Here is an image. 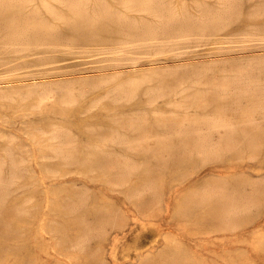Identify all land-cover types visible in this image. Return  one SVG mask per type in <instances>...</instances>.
Masks as SVG:
<instances>
[{
	"label": "rangeland",
	"instance_id": "374dc122",
	"mask_svg": "<svg viewBox=\"0 0 264 264\" xmlns=\"http://www.w3.org/2000/svg\"><path fill=\"white\" fill-rule=\"evenodd\" d=\"M11 1L0 0V264H264V0H159L181 17H227L216 35L189 28L160 41L143 34L155 15L123 0H86L81 19L56 0ZM234 67L260 79L226 93L201 84V105L186 106L192 79L221 81ZM153 71L130 103L106 93ZM159 85L169 94L152 101L148 90ZM191 116L247 133L192 138ZM117 129L138 144L109 141ZM204 143L215 151L203 153Z\"/></svg>",
	"mask_w": 264,
	"mask_h": 264
},
{
	"label": "bare ground",
	"instance_id": "6f19581e",
	"mask_svg": "<svg viewBox=\"0 0 264 264\" xmlns=\"http://www.w3.org/2000/svg\"><path fill=\"white\" fill-rule=\"evenodd\" d=\"M26 1L27 0H18V1H16V0H12L11 2H14L15 3V5H16V3H19L18 5H20V3L22 4V3H25L26 4ZM52 1V0H51ZM56 1H58V3H60V4H63V5H65L66 7L67 6H69L70 8H72L71 9V11L72 10H74L75 12H77V14H81V11L84 9V5H85V3H86V0H56ZM162 1V0H161ZM161 1H159V0H123L122 1V5H123V7H125L126 8V10L128 9V11H131V10H135L136 11V13H137V11L138 12H147V14L150 12L151 14L153 13L154 15H155V19H154V22L152 23H147V24H151L150 25V27H147V29H145L144 31H143V34L145 35V38L146 39H149V40H153V39H159V41H160V39L161 40H163L164 38H169V36H171L172 35V33H177V32H183V33H185L186 34V32L187 31H189V28H191L192 30L193 29H196V30H198V31H200L201 32V34H206L207 36H209V35H216L217 34V32L221 29V28H223L224 27V25L227 23V21H225L226 20V15H224L225 17V19H223V18H221L222 17V15L220 16L219 14H220V12L218 13V15L220 16V18L219 17H212V16H205V14H210L211 15V13H201V14H204V16L202 15V16H200V17H197V18H185V17H181V13L179 14L178 12V16L175 14V12H176V9H174V8H172V7H170L169 5H166L165 3V5H163L162 3H163V1H162V5H163V7H161L160 6V2ZM236 1V0H235ZM2 2V1H1ZM29 2V1H28ZM42 2V1H41ZM44 2H47V0L45 1L44 0ZM52 2H54V0L52 1ZM165 2V1H164ZM228 3H229V0L227 1ZM232 2V1H231ZM234 2V1H233ZM49 3V2H48ZM56 3V2H55ZM228 3H226V4H228ZM25 4H23V5H25ZM29 4V3H28ZM27 4V5H28ZM42 4H43V2H42ZM90 4V3H89ZM102 4V3H101ZM230 4H232V3H230ZM234 4V3H233ZM12 5H14V4H12ZM22 5V6H23ZM44 5H47V9H50V8H48V6H50V7H52V5H48L47 3H44ZM62 5V6H63ZM17 6V5H16ZM21 6V7H22ZM61 6V5H60ZM169 6V7H168ZM228 6H230V5H228ZM232 6V5H231ZM230 6V7H231ZM235 6V5H234ZM7 7H9V5L7 6ZM12 7V6H11ZM19 7V6H18ZM24 7V6H23ZM45 7V6H44ZM230 7H228L229 9H230ZM237 7V6H236ZM14 8V7H13ZM16 8V7H15ZM14 8V9H15ZM20 8V7H19ZM37 8V7H36ZM62 8H65L64 6L62 7ZM68 8V7H67ZM86 8V7H85ZM226 8H227V5H226ZM38 9V8H37ZM46 9V10H47ZM228 9V10H229ZM10 10H11V8H10ZM13 10V9H12ZM23 10V9H22ZM22 10H20V12L22 13ZM54 10V9H53ZM85 10V9H84ZM84 10H83V12H84ZM204 10V9H203ZM223 10H225V9H223ZM235 10V9H234ZM42 11V10H41ZM50 11V10H49ZM52 11V10H51ZM56 11H57V9H56ZM66 11V10H65ZM69 11V10H68ZM201 11V10H200ZM220 11H221V9H220ZM227 11V10H226ZM15 12H16V10H15ZM19 12V14H21ZM38 12V11H37ZM47 12H48V10H47ZM58 12V11H57ZM62 12V11H61ZM86 12V11H85ZM100 12H102V11H100ZM126 12V11H125ZM141 12V13H142ZM143 12V13H144ZM180 12V11H179ZM203 12H205V10L203 11ZM212 12V11H211ZM214 13H215V11H213ZM221 12H225V11H221ZM230 12V11H229ZM231 12H232V10H231ZM8 13V12H7ZM11 13V12H10ZM9 13V14H10ZM13 13V12H12ZM11 13V14H12ZM18 13V12H17ZM31 13V12H30ZM33 13H34V11H33ZM56 13V12H55ZM66 14H67V12H65ZM71 13V12H70ZM90 13V12H89ZM92 13H94V12H92ZM110 13V12H109ZM141 13H139V14H141ZM183 13H185V12H183ZM213 13V14H214ZM216 13H217V10H216ZM215 13V14H216ZM10 14V15H11ZM35 14V13H34ZM49 14V13H48ZM51 14V13H50ZM52 14L54 15V13L52 12ZM72 14H74V13H72ZM85 14V13H84ZM83 14V15H84ZM86 14H88V13H86ZM85 14V15H86ZM95 14H96V11H95ZM99 13L97 12V14L96 15H98ZM104 14H106V10H105V13ZM150 14V15H151ZM187 14V13H186ZM212 14V15H213ZM233 14V13H232ZM232 14H229V15H231L232 16ZM16 15V14H15ZM82 15V16H83ZM93 16H94V14H92ZM95 15V16H96ZM101 14H99V16H100ZM129 15V14H128ZM143 15V14H142ZM184 15V14H183ZM259 15V14H258ZM34 16V15H33ZM57 16V15H56ZM60 16V15H59ZM64 16V15H63ZM75 16V15H74ZM81 15L79 16V19H81L80 17H82ZM120 16V15H119ZM198 16V15H197ZM214 16V15H213ZM228 16V15H227ZM11 17H13V15L11 16ZM62 17V16H61ZM60 17V18H61ZM102 17H103V15H102ZM126 17V16H125ZM190 17V16H189ZM10 18V17H9ZM47 18V17H46ZM94 18V17H93ZM96 18V17H95ZM95 18H94V20H95ZM120 18V17H119ZM152 18V17H151ZM228 18H230V17H228ZM7 19H8V17H7ZM13 19H16V18H14L13 17ZM12 19V20H13ZM26 19H28V18H26ZM42 19V18H41ZM67 19V18H66ZM69 19V18H68ZM84 19H86V18H84ZM89 19V18H88ZM97 19V18H96ZM100 19H101V17H100ZM113 19H114V17H113ZM59 20V19H58ZM98 20V19H97ZM110 20V19H109ZM116 20V19H115ZM121 20H122V22H123V16L121 15ZM125 20H126V18H125ZM14 21H16V20H14ZM27 21V20H26ZM64 21V20H63ZM120 21V20H119ZM118 21V23H120ZM128 21V20H127ZM9 22H12V21H10V19H9ZM23 22V21H22ZM29 21H27V24H29L28 23ZM42 21H40V23H41ZM121 22V23H122ZM13 23V22H12ZM11 23V24H12ZM19 23H21V22H19ZM26 22H24V24L23 25H25V27H26V25L27 24H25ZM46 23V22H45ZM44 23V24H45ZM52 23V22H51ZM91 23H92V20H91ZM94 23H95V21H94ZM93 23V24H94ZM3 24H5V22L3 23ZM6 24H8V21H7V23ZM123 24V23H122ZM122 24H120V25H122ZM128 25H130L129 23H127ZM13 25V24H12ZM15 25V24H14ZM30 25H32L31 24V22H30ZM29 25V26H30ZM33 25H35L34 23H33ZM40 25V24H39ZM38 25V26H39ZM43 25V24H42ZM45 25H47V24H45ZM92 25V24H91ZM95 25V24H94ZM124 25H126L125 23H124ZM127 25V26H128ZM10 26V25H9ZM17 26V25H16ZM15 26V27H16ZM28 26V25H27ZM28 26V27H29ZM53 26V25H52ZM93 26V25H92ZM132 26V25H131ZM147 26V25H146ZM5 27V26H4ZM6 27H7V25H6ZM14 26H13V28H15ZM20 27H22V26H20ZM24 27V26H23ZM35 27H37V26H35ZM40 27V26H39ZM72 27V26H71ZM90 27V26H89ZM94 27V26H93ZM92 27V28H93ZM99 27V26H98ZM97 27V28H98ZM12 28V27H11ZM32 28H34L33 26H32ZM123 28H127L128 29V27H123ZM137 28V27H136ZM16 29V28H15ZM18 29H19V27H18ZM25 29V28H24ZM26 29H28V28H26ZM30 29V28H29ZM41 29H42V27H41ZM40 29V30H41ZM79 29V28H78ZM13 30V29H12ZM31 30V29H30ZM34 30V29H33ZM40 30H39V32H40ZM48 30H50L49 28H48ZM53 30V29H52ZM52 30L49 32H46L47 31V29H46V31L45 30H42L43 32H46V35H49V33H51L52 32ZM129 30V29H128ZM138 30V29H137ZM261 30V29H260ZM18 31V30H17ZM17 31H15V32H17ZM26 31V30H25ZM24 31V32H25ZM41 31V32H42ZM96 31V30H95ZM135 31V30H134ZM139 31V30H138ZM13 32V31H12ZM27 33H30V32H32V31H29V30H27L26 31ZM38 32V31H37ZM38 32V33H39ZM125 32V31H124ZM137 32V31H136ZM11 33V32H10ZM9 33V34H10ZM14 33V32H13ZM20 33V32H19ZM26 33V34H27ZM36 33V32H35ZM48 33V34H47ZM53 33H54V31H53ZM56 33V32H55ZM125 33H127V32H125ZM124 33V34H125ZM23 36L24 35H26L25 33L23 34V33H21ZM20 34V35H21ZM32 34H33V32H32ZM62 34V33H61ZM13 35V34H12ZM11 35V36H12ZM19 35V34H18ZM29 35V34H28ZM38 35V34H37ZM40 35V34H39ZM42 33H41V38H42ZM55 35V34H54ZM32 36V35H31ZM50 36V35H49ZM53 36V35H52ZM8 37V36H7ZM13 37H15V35L13 36ZM19 37V36H18ZM17 37V38H18ZM34 37H36L35 35H34ZM39 37V36H38ZM37 37V38H38ZM43 37H47V36H43ZM51 37V36H50ZM12 38V37H11ZM33 37H31V40H33L32 39ZM40 38V39H41ZM10 39V38H9ZM21 39H25L26 41H27V35L26 36H24V38H21ZM29 39V38H28ZM47 39V38H46ZM46 39H43L44 41L46 40ZM59 39V37L57 38V40ZM102 39V38H101ZM12 40H16V39H14V38H12ZM20 40V39H19ZM25 40H23V41H25ZM34 40H35V38H34ZM36 40H38V39H36ZM35 40V41H36ZM54 40H56V37L54 38ZM53 40V41H54ZM21 42H22V44H23V41L22 40H20ZM19 41V42H20ZM34 41V42H35ZM47 41V40H46ZM157 41V40H156ZM28 42H30L29 40H28ZM39 42V41H38ZM43 42V41H42ZM41 42V43H42ZM47 42H49V41H47ZM51 42V41H50ZM74 42V41H73ZM169 42V41H168ZM30 43H32V42H30ZM29 43V44H30ZM37 43V42H36ZM43 43H45V42H43ZM59 43H61V41H59ZM27 43H24V45H26ZM52 44H53V42H52ZM51 44V45H52ZM55 44H57V42L55 43ZM54 44V45H55ZM28 45V44H27ZM26 45V46H27ZM47 45V44H46ZM50 45V44H49ZM58 45V44H57ZM263 57V56H262ZM260 58V57H259ZM258 60V59H257ZM260 60H264L263 58H261ZM259 60V61H260ZM234 62H235V60H233ZM233 61H231V63L233 62ZM250 61V60H249ZM253 61H254V59H253ZM261 61V62H262ZM237 62H238V60H237ZM243 62V61H242ZM241 62V63H242ZM251 62V61H250ZM249 62V63H250ZM257 62V61H256ZM255 62V63H256ZM264 62V61H263ZM254 63V64H255ZM238 64V63H237ZM246 64H247V61H246ZM241 65H243V63L241 64ZM249 65V67H250V64H248ZM259 65V63H257V66ZM261 65V64H260ZM264 65V63L262 64V66ZM230 66H232V65H230ZM245 66H247V65H245ZM245 66H244V68H245ZM257 66H254V67H256L257 68ZM238 67H240V65L238 66ZM243 67V66H242ZM251 67H252V65H251ZM253 67V68H254ZM261 67V66H260ZM264 67V66H263ZM235 68V67H234ZM262 68V67H261ZM261 68L259 69V67L257 68V69H259L260 71H261ZM232 69V68H231ZM236 69V68H235ZM234 69V71H233V75H228V77H227V79H224V80H221V81H216V82H210V81H205L202 77H199V79L197 80V82L199 83V84H202V85H204L205 83H207L208 84V86L210 87V86H213V87H218V88H220V91H221V89L226 93V91H228L229 89H231L232 87H238V88H240V87H242L243 86V84L242 83H247L248 81H249V84H251L250 82L252 81V79L255 77V75H253L254 77H252L251 75H249V73L250 72H247V70L245 71V70H243V68L242 69H240V68H238V69H236L235 70ZM247 69V68H246ZM263 69V68H262ZM251 70V69H250ZM249 70V71H250ZM256 70V69H255ZM176 71V70H175ZM224 71V70H223ZM226 71V70H225ZM224 71V73H222V74H226L227 72H225ZM247 72V73H245V72ZM260 71H258L257 73H259ZM157 72V73H156ZM156 72H154L153 71V73L151 72V73H147V74H144V75H140V76H142L140 79H137V80H130V78H129V80L127 81V79L125 80L124 79V81H126V82H124L123 80V82L122 83H118L117 82V84H115L114 82H112V81H110V80H102L101 82H97L96 84H102V87H105V86H107L108 84H111V83H114L113 85H112V87L110 88V89H108V90H106V93H107V95H110V96H112L111 98H113V101H117L118 102V100H122V101H124V102H126V103H130L132 100H133V98H134V96L136 95V93H137V90H138V86H139V83H140V80L141 81H145V82H147V80H150V79H152V77L154 78V75H157V74H159L160 72H158V71H156ZM207 72V71H206ZM229 72V71H228ZM252 72H256V71H254V69H253V71ZM143 73H145V72H143ZM264 73V72H263ZM232 74V73H231ZM251 74V73H250ZM253 74V73H252ZM260 74V73H259ZM174 75H175V73H174ZM201 75V74H200ZM199 75V76H200ZM261 75V74H260ZM260 75H258V76H260ZM131 76V75H130ZM136 76V75H135ZM169 76H171V75H169ZM127 77V76H126ZM119 78V77H118ZM123 78V77H122ZM121 78V79H122ZM167 78H168V76H167ZM198 78V77H197ZM196 78V79H197ZM224 78H226V77H224ZM175 79V78H174ZM256 79H260V77L259 78H257L256 77ZM256 79H253V82H255L254 80H256ZM217 80V79H216ZM245 80H246V82H245ZM92 81V80H91ZM90 81V82H91ZM94 81V80H93ZM96 81V80H95ZM114 81V80H113ZM153 81V80H152ZM193 82V81H192ZM195 82V81H194ZM193 82V83H194ZM88 83V82H87ZM143 83V82H142ZM184 83V82H183ZM190 83V82H189ZM196 83V82H195ZM257 83H259L258 81H257ZM257 83H255V84H257ZM261 83V82H260ZM263 83V82H262ZM85 84V83H84ZM93 84V83H92ZM144 84V83H143ZM143 84H140V85H142L143 86ZM181 84H182V80H181ZM186 84V83H185ZM248 84V83H247ZM254 84V83H253ZM264 84V83H263ZM88 85V84H87ZM86 85V86H87ZM175 85V84H174ZM242 85V86H241ZM258 86L260 85V84H257ZM156 86V85H155ZM196 86H197V83H196ZM200 86V85H199ZM244 86H246V85H244ZM253 86V85H252ZM37 87V86H36ZM91 87H92V85H91ZM99 87V86H98ZM110 87V86H109ZM140 87V86H139ZM188 88H192L193 87V85L190 83L188 86H187ZM202 87H204V86H202ZM260 87V86H259ZM42 88H43V86H42ZM215 88V89H216ZM218 88L216 89V90H218ZM249 88H251V87H249ZM253 88V87H252ZM251 88V89H252ZM261 88H263V87H261ZM27 89V88H26ZM44 89V88H43ZM106 89V88H105ZM193 90H194V88H192ZM244 89H246V88H243V90ZM256 89V88H255ZM258 89V88H257ZM257 89H256V92H257ZM260 89V88H259ZM264 89V88H263ZM5 90V89H4ZM7 90V89H6ZM19 90V89H18ZM190 91V92H188L187 94H185V101L187 102V104H186V106H188V107H191V106H194V105H201V102H203V99H205L204 97V93H207V92H204V93H202L201 91ZM211 90V89H210ZM214 90V89H213ZM249 90V89H248ZM11 91V90H10ZM13 91V90H12ZM15 91V90H14ZM21 91H23V90H21ZM183 91V90H182ZM202 91H204V89H202ZM232 91V90H231ZM230 91V92H231ZM237 91V90H236ZM247 91V90H246ZM250 91V90H249ZM252 91V90H251ZM260 91V90H259ZM3 92V91H2ZM28 92H30V91H28ZM219 92V91H218ZM229 92V93H230ZM241 92V91H240ZM244 92V91H243ZM243 92H241V93H243ZM248 92V91H247ZM262 92V91H261ZM6 93H8V92H6ZM11 93V92H10ZM13 93H15V92H13ZM17 93H19L20 94V92H17ZM45 93V92H44ZM183 93H184V91H183ZM220 93H222V91L220 92ZM232 93V92H231ZM234 93H236L235 91H234ZM254 93H255V91H254ZM3 94H4V97H5V93L3 92ZM23 94V93H22ZM28 95H29V93H27ZM148 94H149V96H150V99L152 100V101H155V100H157V98H159V97H163V96H165V95H167V94H169V90L167 89V87H165L164 85H159V86H157V87H151L150 88V90H148ZM215 94V93H214ZM217 94V93H216ZM219 94V93H218ZM228 94V93H227ZM227 94H225L224 96H222L223 94H221V95H219V96H221L222 98H224ZM247 94V93H246ZM258 94V93H257ZM1 95V97L3 98V96H2V94H0ZM7 95V94H6ZM17 95V94H16ZM28 95H27V97H28ZM37 95H40V94H37ZM62 95V94H61ZM68 95H69V93H68ZM73 95V94H72ZM72 95H70V96H72ZM233 95V94H232ZM235 95H237V94H235ZM243 95V94H242ZM252 95H253V93H252ZM252 95H250L251 97H252ZM255 95H256V93H255ZM260 95V97H263V96H261V94H259ZM262 95H263V92H262ZM11 96H12V94H11ZM21 96V95H20ZM19 96V98H21ZM42 96V95H41ZM69 96V97H70ZM190 96V97H189ZM207 96V95H206ZM215 96V95H214ZM217 97H219L218 95H216ZM229 96H231V95H229ZM254 96V95H253ZM35 97V96H34ZM39 97V96H38ZM37 96H36V98H38ZM62 97H63V95H62ZM65 97V96H64ZM69 97L66 95V97L65 98H62V99H60L61 101L63 100V102L64 101H67L68 102V104H70L71 105V103H70V101L71 102H73L74 100L72 99V100H70L69 99ZM73 97V96H72ZM166 97V96H165ZM233 96H231L230 98H229V100L232 98ZM12 98V97H11ZM188 98L190 99V100H188ZM222 98H220V100L222 99ZM235 98H238L237 96L235 97ZM242 98V97H241ZM246 98H248V97H246ZM257 98V97H256ZM32 99V98H31ZM39 99V98H38ZM44 99V98H43ZM43 99L41 100V101H39V102H43ZM76 99V98H75ZM228 99V98H227ZM233 99H234V97H233ZM242 99H244V98H242ZM242 99H241V101H242ZM249 99H252V98H249ZM258 99H260L259 97H258ZM258 99L257 100H255V102H257L258 101ZM29 100V99H28ZM36 100V99H35ZM238 100V99H237ZM239 100H240V98H239ZM245 100V99H244ZM248 100V99H247ZM253 100H254V98H253ZM253 100H251V101H253ZM264 100V99H263ZM21 101V100H20ZM24 101V100H23ZM233 101V100H232ZM38 102V103H39ZM62 102V103H63ZM222 102V101H221ZM226 102H228V101H226ZM230 102H231V100H230ZM247 102V101H246ZM245 102V104H246V106H248L247 105V103ZM254 102V103H255ZM259 102H261V100H259ZM263 102V101H262ZM40 103V104H41ZM61 103V104H62ZM74 103V102H73ZM72 103V104H73ZM223 103V102H222ZM236 103V102H235ZM238 103V102H237ZM249 103V102H248ZM231 104H232V102H231ZM242 104V103H241ZM244 104V103H243ZM242 104V105H243ZM251 104V103H250ZM261 104V103H260ZM66 105H67V103H66ZM74 105V104H73ZM224 105V104H223ZM252 105H254V104H252ZM2 106V105H1ZM39 106V105H38ZM228 106V108L230 107V104L228 105V103L226 104V106L224 105V107H227ZM232 106V105H231ZM244 106V105H243ZM243 106H241V107H243ZM255 106V105H254ZM261 106V105H260ZM35 107H36V105H35ZM40 107V106H39ZM38 107V108H39ZM233 107V106H232ZM234 107H235V105H234ZM237 107V106H236ZM238 107H240V103H239V106ZM249 108H251L250 106H248ZM257 107H259V106H257ZM257 107L255 108V109H257ZM245 108V107H244ZM248 108V109H249ZM262 108H263V106H262ZM236 108H234L233 110H235ZM239 109V108H238ZM246 109V108H245ZM251 110V109H250ZM249 110V111H250ZM258 110V109H257ZM227 111H229V109L227 110ZM226 111V112H227ZM242 111H243V108H242ZM241 111V113H243ZM246 111H248V110H246ZM252 111V110H251ZM250 111V112H251ZM260 111V110H259ZM259 111H257L258 112V114H260V112ZM225 112V111H224ZM250 112H248V113H250ZM255 112H256V110H255ZM264 112V111H263ZM247 113V114H248ZM253 113V112H252ZM251 113V114H252ZM225 115H226V113H224ZM141 115V114H140ZM143 115V114H142ZM220 115V114H219ZM242 115H243V117H244V115H245V113L244 114H241V117H242ZM250 115V114H249ZM139 116V115H138ZM227 116V115H226ZM225 116V117H226ZM240 116V115H239ZM247 116V115H246ZM250 116H252V115H250ZM253 116H255V113L253 114ZM198 117H199V114H198ZM200 117H201V115H200ZM206 117V116H205ZM208 118L207 119H204L203 118V120L202 119H200V118H195V117H192L191 116V118L190 117H187L188 118V125H191V126H188L187 127V129L185 130L188 134H190V135H192V138H193V136H196V137H199V139H201V140H203V141H206V142H209L212 138H211V135H214V133H217V134H220L221 133V135H225L224 137L225 138H227L228 136H229V138H230V136L232 135H234V134H236V133H247L246 131H245V126H243V122L241 123L242 125H237V123H236V125H233L231 122V124L232 125H230V123H229V125H227L228 124V121L226 122V124H220V123H211L212 121V117H211V119H210V121H207V122H210V123H206V122H203V121H206V120H208L210 117L209 116H207ZM219 117V116H218ZM228 117V116H227ZM230 117H232L231 115H230ZM257 117H258V115H257ZM261 117V116H260ZM214 118H215V116H214ZM221 119H223V120H225V118H223L222 117V115H221V117H220ZM254 118V117H253ZM259 118V117H258ZM228 119V118H227ZM242 119V118H241ZM248 119V118H247ZM246 119V120H247ZM252 119V118H251ZM254 119H256V117L254 118ZM261 119V118H260ZM263 119H264V117H263ZM263 119H261V120H263ZM137 120V119H136ZM182 120V119H181ZM218 120L221 122V120L218 118ZM222 120V122H224ZM236 121L237 122V120H239V119H233V121ZM244 120V119H243ZM249 120V119H248ZM253 120V119H252ZM215 121H216V119H215ZM230 121V120H229ZM234 121V122H235ZM258 121H260V120H258ZM185 122V121H184ZM239 122V121H238ZM252 122V121H251ZM254 122H256L255 120H254ZM197 123V124H196ZM248 123H249V121L248 122H246L245 123V125H247V127H248ZM260 122H258V124H259ZM196 124V125H195ZM240 124V123H239ZM254 124V123H253ZM253 124H251V127H253ZM194 125V126H193ZM249 125H250V123H249ZM255 125V124H254ZM127 126H129V128H130V130H131V132L135 135L136 133H139V129H141V127H140V125H139V123L138 122H136V121H131L130 123H127ZM62 128H65V127H62ZM178 128V127H177ZM253 130H256V129H254V128H252ZM40 130H42V132H44L43 131V129H40ZM40 130H38V131H40ZM64 130V129H63ZM67 130V129H66ZM182 130V129H181ZM68 131V130H67ZM66 131V132H67ZM70 131V130H69ZM56 132V131H55ZM55 132H53V130H52V132L51 133H55ZM45 133V132H44ZM69 133V132H68ZM71 133V132H70ZM177 133V132H176ZM72 134V133H71ZM179 134V133H178ZM44 135V134H43ZM45 135H46V133H45ZM48 135V134H47ZM49 135H52V134H50L49 133ZM57 135H59V134H57ZM69 135V134H68ZM189 135V136H190ZM220 135V136H221ZM60 136V135H59ZM167 136V135H166ZM173 136V135H172ZM227 136V137H226ZM54 137V136H53ZM62 137H64V131H63V136ZM67 137V136H66ZM132 137V136H131ZM179 137V136H178ZM223 137V136H222ZM224 137H223V140L225 141V139H224ZM61 138V137H60ZM59 138V139H60ZM134 138V137H133ZM133 138H129V135H127L126 133H124L123 132V130H118L117 129V131H115V132H113L112 134H111V136L110 137H108V140L109 141H112V142H115V143H117V144H120V145H122L123 147H131V146H134V144L135 143H137L136 142V140L135 139H133ZM220 138V140H221V137H219ZM235 138V137H234ZM233 138V139H234ZM53 139V138H52ZM55 139H56V137H55ZM54 139V140H55ZM58 139V138H57ZM56 139V140H57ZM141 139V138H140ZM139 139V140H140ZM63 140V139H62ZM195 140V139H194ZM49 141H50V139H49ZM63 142H64V140H63ZM62 141H61V143H63ZM139 142V141H138ZM138 144V143H137ZM202 144V143H201ZM64 146H66L65 144H63ZM72 145V144H71ZM50 146H52V145H50ZM70 146V145H69ZM95 146V145H94ZM97 146V145H96ZM53 147V146H52ZM67 147H68V142H67ZM56 148V147H55ZM59 148H61V149H59V151H61L62 150V147L61 146H59ZM202 149H201V151L203 152V153H208L209 154V152H213V151H215L214 150V148L215 147H212V146H210L209 144H206V143H204L203 145H202V147H201ZM56 152H57V149H56ZM64 152V151H63ZM202 152H200V154L202 153ZM67 154H69V153H67ZM116 154V153H115ZM217 154V153H216ZM206 155V154H205ZM58 156V155H57ZM68 159V158H67Z\"/></svg>",
	"mask_w": 264,
	"mask_h": 264
},
{
	"label": "crops",
	"instance_id": "0c3cea01",
	"mask_svg": "<svg viewBox=\"0 0 264 264\" xmlns=\"http://www.w3.org/2000/svg\"><path fill=\"white\" fill-rule=\"evenodd\" d=\"M198 79H199V77H198L197 79H196V78H194V79H192L191 81L189 80V81H190V83L193 85V87H192V88H194V90L191 88L193 91H196L198 88H200V87H201V86H199V85H201V84H199V83L197 82V80H198ZM192 81H193V82L195 81V82L197 83V86H196V83H195V82L193 83ZM195 87H196V90H195Z\"/></svg>",
	"mask_w": 264,
	"mask_h": 264
}]
</instances>
